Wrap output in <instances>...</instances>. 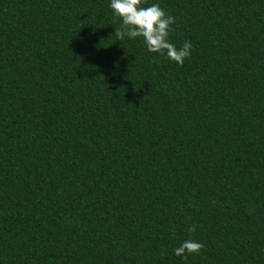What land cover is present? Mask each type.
I'll return each mask as SVG.
<instances>
[{
    "label": "trees",
    "instance_id": "trees-1",
    "mask_svg": "<svg viewBox=\"0 0 264 264\" xmlns=\"http://www.w3.org/2000/svg\"><path fill=\"white\" fill-rule=\"evenodd\" d=\"M110 2L0 0V264H264V0Z\"/></svg>",
    "mask_w": 264,
    "mask_h": 264
},
{
    "label": "clouds",
    "instance_id": "clouds-1",
    "mask_svg": "<svg viewBox=\"0 0 264 264\" xmlns=\"http://www.w3.org/2000/svg\"><path fill=\"white\" fill-rule=\"evenodd\" d=\"M145 0H111L110 8L114 16L122 23L116 28L115 35L121 41L125 37L143 38L147 50L160 56H167L171 61L180 64L191 56L192 44L186 41L181 47L170 42L169 36L175 17L166 12L158 3L143 6ZM195 232V226L188 228ZM204 245L194 239H186L174 249L176 256L187 258V255H199Z\"/></svg>",
    "mask_w": 264,
    "mask_h": 264
}]
</instances>
